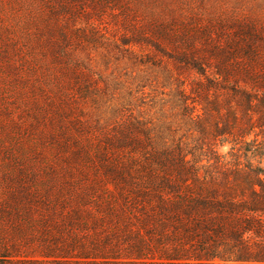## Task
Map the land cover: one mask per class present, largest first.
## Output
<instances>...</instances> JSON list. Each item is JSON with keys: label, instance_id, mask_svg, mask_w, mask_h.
<instances>
[{"label": "trees", "instance_id": "1", "mask_svg": "<svg viewBox=\"0 0 264 264\" xmlns=\"http://www.w3.org/2000/svg\"><path fill=\"white\" fill-rule=\"evenodd\" d=\"M214 1L40 0L42 82L0 47V264H264V16Z\"/></svg>", "mask_w": 264, "mask_h": 264}, {"label": "rangeland", "instance_id": "2", "mask_svg": "<svg viewBox=\"0 0 264 264\" xmlns=\"http://www.w3.org/2000/svg\"><path fill=\"white\" fill-rule=\"evenodd\" d=\"M38 1V3H37ZM70 2V0H67ZM121 3V8L118 5V10L121 12L124 9H128L132 12L133 15L138 16L140 19L149 15V13H157L160 14L163 11H166L169 7L166 6L165 0H119ZM216 1L210 0V6L215 4ZM230 5L235 7L238 0H229ZM248 5L243 4L241 6V11L245 15H254L256 16H264V0H247ZM168 7V8H167ZM33 12V13H32ZM45 9L43 5H40V0H0V47L4 49V44L7 43V48L10 49L13 46L20 49L19 56L16 55L13 57L11 55L12 62H26L25 71H21L18 74V79L24 78L29 75L28 82H34V77H38V82L41 81L43 70L41 72H37L36 76H32V70L34 68V52L38 50L36 43L34 42L35 47L27 48V31L30 30V27L35 25V23L40 21L44 16ZM110 15V14H109ZM109 22V21H108ZM112 28V24L109 25ZM83 28L81 24L76 25V29ZM29 34H33V29L29 32ZM37 37L38 34L35 33ZM34 36V37H35ZM4 40H3V39ZM32 44V42H28L27 45ZM12 46V47H11ZM1 50L2 52L4 50ZM4 53V52H3ZM0 56L1 59L6 58L4 55ZM31 53V55L29 54ZM16 54V53H15ZM81 57L83 55L81 54ZM105 54L100 52L94 56V60H97L98 67L103 68ZM43 59V57H42ZM6 72L0 69V96H6L11 98L13 102L9 107L11 110V116L9 119V123L12 122H22V113L25 110V106L19 108L20 102L22 101V90L18 88V85L14 82V77L10 80L9 76H5ZM17 78V76L15 75ZM42 82V81H41ZM40 90V85L37 86ZM38 89L35 92H38ZM30 91V90H29ZM24 92V89H23ZM25 96L28 95V87L25 88ZM24 99V96H23ZM3 103V102H2ZM4 106V104H3ZM19 108V109H18ZM28 146V144H27ZM226 151V149H225Z\"/></svg>", "mask_w": 264, "mask_h": 264}]
</instances>
